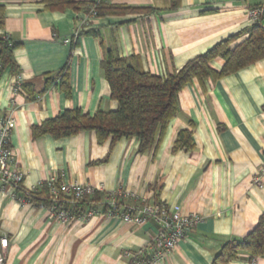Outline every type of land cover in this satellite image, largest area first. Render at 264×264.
Listing matches in <instances>:
<instances>
[{
    "label": "crops",
    "instance_id": "0c3cea01",
    "mask_svg": "<svg viewBox=\"0 0 264 264\" xmlns=\"http://www.w3.org/2000/svg\"><path fill=\"white\" fill-rule=\"evenodd\" d=\"M108 1L141 9L94 18L69 42L63 39L80 27L83 11L6 1L1 32L21 42L14 51L19 76L0 68V108L16 121L9 141L14 168L23 172L26 189L54 178L120 192L131 205L164 202L197 213L201 221L154 264H214L222 246L244 238L264 213V58L222 78L193 79L180 91L179 113L156 150L138 153L136 138L111 145L98 142L93 131L54 138L34 137L32 129L65 110L94 114L117 108L101 68L106 50L136 56L145 71L173 73L250 27L248 11L264 0H180L176 8L170 0ZM223 64L220 57L211 62L215 70ZM65 65L70 93L57 86L45 90V75ZM21 81L32 83L39 96L30 100L24 91L16 93ZM184 129L191 130L193 147L174 151ZM157 231L153 219L136 225L101 213L62 223L49 208L0 191V239H8L0 264H137L132 255L149 254ZM226 264H264V256L252 263L241 252Z\"/></svg>",
    "mask_w": 264,
    "mask_h": 264
},
{
    "label": "trees",
    "instance_id": "16d2710c",
    "mask_svg": "<svg viewBox=\"0 0 264 264\" xmlns=\"http://www.w3.org/2000/svg\"><path fill=\"white\" fill-rule=\"evenodd\" d=\"M6 1L0 0V68H9L13 74L19 76L20 69L15 60L14 51L21 46V42L8 33L1 32L5 26ZM18 1H32L43 5L44 9L50 11L71 9L83 11L85 15L93 11L95 18L141 9L116 5L104 0ZM170 1L173 8L180 4V0ZM263 19L264 15L242 33L221 40L206 52L189 60L176 72L163 76L145 71L136 56L125 58L116 55L112 50H106L101 68L108 81L111 97L118 104L117 108L110 111H97L94 114L84 113L80 109L65 110L54 118L34 126L33 136L50 135L54 138H64L82 131H93L100 143L110 140L113 145L122 138H136L139 141L138 153H145L152 148L156 150L169 122L179 113L178 95L180 91L193 79L203 81L207 78H222L264 58ZM89 24L86 23L79 29L78 36L82 35L84 27ZM91 32L99 35L98 31L91 30ZM245 33L247 37L232 46ZM218 57L224 60V64L220 70H215L211 62ZM53 86L63 89L66 94L70 93L67 65L56 73L45 75V90ZM17 89V93L24 91L30 100L39 96V92H36L32 83L29 82L21 81L17 84ZM191 135L189 129L180 131L173 150L192 148ZM15 194L17 199L25 200L37 207H53L56 213L65 211L72 219L87 218L89 212L120 215L130 206H140L147 202L142 200L138 204L131 205L127 202L126 195L122 193H108L98 189L80 198H74L73 195L68 196L63 192L54 198L47 181L33 189H26L21 184L15 190ZM241 252H247L252 263L255 258L264 256V213L260 216L256 226L244 238L232 239L222 246L214 259V264L231 262ZM142 259L151 262L152 254L143 252L140 258L132 257V262L142 261Z\"/></svg>",
    "mask_w": 264,
    "mask_h": 264
},
{
    "label": "built area",
    "instance_id": "2783aa9c",
    "mask_svg": "<svg viewBox=\"0 0 264 264\" xmlns=\"http://www.w3.org/2000/svg\"><path fill=\"white\" fill-rule=\"evenodd\" d=\"M108 1V0H104ZM264 15V1L261 5L251 8L248 11V16L251 24L256 23ZM95 18V12H91L83 19L82 24L74 32L73 37H78V31L84 24L90 23ZM73 37L64 38V42H69ZM17 93V84L14 86ZM16 121L12 115H4L0 108V191L11 190L13 197L17 199L15 190L23 183V172L14 168V158L12 149L9 146L10 135L15 128ZM260 180V179H259ZM257 180V182H259ZM48 182L50 191L54 198L61 192L66 195H73L74 198H80L86 193L93 192L96 188L91 185L74 183H59L54 178ZM113 193V192H112ZM120 193V192H118ZM23 201L22 199H18ZM114 204V202H112ZM50 215L62 223H70L72 218L65 212H54L53 207L49 208ZM88 215H93L89 212ZM124 221L136 225H142L153 219L158 225V231L148 250L152 254L151 262L144 259L137 261V264H154L168 255L178 246L180 241L185 238L192 229L201 221V217L197 213H182L179 210H174L167 203H149L145 202L140 206H130L125 212L119 215ZM7 237H1L0 245L4 249L0 253V261L4 258L5 248L7 247ZM143 252H138L132 257L140 258Z\"/></svg>",
    "mask_w": 264,
    "mask_h": 264
}]
</instances>
